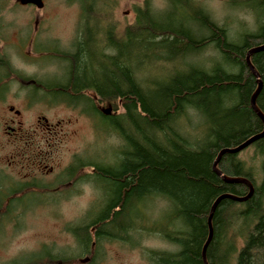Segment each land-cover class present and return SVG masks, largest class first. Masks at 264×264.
<instances>
[{
    "label": "trees",
    "instance_id": "trees-1",
    "mask_svg": "<svg viewBox=\"0 0 264 264\" xmlns=\"http://www.w3.org/2000/svg\"><path fill=\"white\" fill-rule=\"evenodd\" d=\"M166 1L163 14L154 13L150 0L135 7L133 24L117 36L113 26H104L103 12H92L102 0H81L85 30L67 57L62 85L78 95L84 113L117 134L122 147L115 166L90 164L103 206L94 220L68 231L82 248L78 255L95 229L96 239L137 247L135 238L154 236L172 247L146 251L151 264H264V137L253 144L262 158L258 183L236 156L220 158L216 169L227 179H246L253 192L242 203H218L202 257L215 200L248 194L244 184L224 183L212 166L220 151L263 132L250 99L260 83L255 104L264 116V51L250 57L259 81L245 57L264 45V0L247 6L256 16V31L237 41L197 0ZM91 22L94 30L88 28ZM208 50L211 55L200 58ZM156 66L168 69L154 74ZM93 100L110 107L112 115L105 118ZM2 201L0 220L21 205L10 201L3 209ZM58 261L66 256L43 248L27 264Z\"/></svg>",
    "mask_w": 264,
    "mask_h": 264
},
{
    "label": "rangeland",
    "instance_id": "rangeland-1",
    "mask_svg": "<svg viewBox=\"0 0 264 264\" xmlns=\"http://www.w3.org/2000/svg\"><path fill=\"white\" fill-rule=\"evenodd\" d=\"M144 1L102 0L97 7L92 8V12L96 14L94 9L103 12L105 16L102 14L101 16L104 26H113L114 32L119 36L126 27L133 24L134 8L142 6ZM197 1L218 25L227 30L232 40L237 41L238 36L253 34L256 31V16L251 9L247 8V6H253L255 0ZM150 4L156 14H163L168 9L166 0H150ZM83 5L81 0H44V7L37 9L16 6L15 0H0V55L10 64L14 73L28 81L26 84L29 85L33 81L46 85L64 83L67 57H60L50 51L51 47L56 44L57 50L63 54L71 52L72 45L77 42L82 30H85V24L82 22ZM180 13L183 14V10ZM104 18H107V21ZM164 20L170 23L169 16ZM95 27L96 25L91 22L90 29L94 30ZM46 52L51 53L52 57L48 53L43 54ZM210 55L211 51L208 50L200 58L204 59ZM167 69V67L157 68L156 66L154 74ZM8 85L10 93L8 95L7 92L3 93L7 98L0 102V116H4L5 107L9 103L16 108L21 106L12 97L18 94L19 84L9 82ZM94 105L101 110H111L110 107L100 102L95 101ZM57 113L64 120L66 117L69 119L73 117L70 125H67L65 123L67 120H65L62 130L64 133L75 132V135L70 138L65 137L63 143L57 147L56 159H61L62 166L68 162L71 154L76 155V158H81L83 163L110 162L111 165L116 162L122 141L115 132H109L107 127L102 126L100 120L84 113L82 106H78L77 114L63 109ZM30 118L31 113L25 115V128L31 126ZM74 120L77 122L75 123ZM188 130L192 131L190 128ZM9 149L6 136L3 138L0 133V157L5 156L1 162L3 163L1 169L4 170L1 174L6 177L10 187L23 188L24 176L29 172L34 175L28 179L30 185L49 183L42 177L43 173L37 172L33 167L24 170H21L20 166L15 169L9 168L4 162ZM237 159L242 161L246 168L252 169L253 177L258 183L261 177L259 165L262 158L255 155L254 148L238 154ZM46 164L50 165L52 162L48 161ZM90 172L89 168H85L79 176ZM1 183L0 181V185ZM6 187L7 184L0 186V189L6 191L9 188ZM26 191L33 196L27 195L23 204L12 209L14 218L10 216L0 220V264H9L11 261L27 264L32 259V255L39 254L43 248L50 250L52 256L58 253L66 256L65 262L47 264H151L146 258V251L172 250V247L155 239L154 236H144L135 238L140 240L137 247L126 245L115 239H106L90 248L91 254L78 255L77 243L68 230L83 225L89 219L99 215L103 206L101 199L104 198L101 189L90 182L82 181L78 183L76 196L69 200L56 198L59 201L47 197L50 195L39 197L40 191L38 190ZM8 203L4 198L1 202L2 208L4 209ZM85 258H90V262H79Z\"/></svg>",
    "mask_w": 264,
    "mask_h": 264
},
{
    "label": "flooded vegetation",
    "instance_id": "flooded-vegetation-1",
    "mask_svg": "<svg viewBox=\"0 0 264 264\" xmlns=\"http://www.w3.org/2000/svg\"><path fill=\"white\" fill-rule=\"evenodd\" d=\"M42 3L44 7V0H42ZM16 6L21 8H35L32 5L22 6L18 3H16ZM71 48L70 53L65 52L63 54L61 51L57 50L55 44L51 47L52 50L50 52L58 56L60 55V57H68L70 54L74 53L75 44L72 45ZM47 53L49 55L51 54L49 52L43 54L47 55ZM38 54H40V52H38ZM1 56L2 55H0V102H3L4 99L7 98L4 97L3 93L7 92V95L10 93V86L8 83L12 82L18 83L20 86L18 94H14L12 97L21 104L19 108H16L9 103L5 107L4 116H0V121L3 123L0 122V133L3 138L6 136L7 146H10L9 153L4 162H6L9 168L12 167L13 169L18 166H20L21 170L33 167L37 172H42V177L48 180L49 183L43 185H30V180L28 179L32 178L34 175L29 172L31 175L28 173L24 176V181L22 182L23 188L10 187L5 179L6 177L1 174L4 172V170L1 169V167L3 168V163L1 162L3 161V157H5L2 156L0 157V181L2 182L0 186L7 184L9 188L6 191L0 189V198L2 200L6 198L7 202L16 201L23 204L27 195L33 196L26 193V190H38V192L40 191L39 197H41V195H50L47 197L54 201L72 199L77 195L79 182H90L95 185V178L93 176L95 167L94 165H90L94 163H83L81 158H76V155L71 154L68 162L62 166L60 163L61 159H56L55 154L57 147L63 143L65 137L70 138L75 135L73 131L64 133L62 130V125L65 120H67L65 123L70 125L73 117L70 119L66 117L64 120L60 118L61 116L57 115V112L63 109L77 114L79 106L78 99L75 95L68 93V91H66V86L63 85L39 84L36 81H33L29 85L26 84L28 81H25L18 74L14 73L10 64ZM21 83L26 85H22ZM95 101L96 100H93L94 103ZM29 113H31L29 123L31 126L25 128V115ZM108 116H111V113L106 115L105 118ZM74 122L76 123L77 120H74ZM48 161H51L52 164H46ZM85 168H89L91 172L79 176V173ZM17 173L20 175V171ZM56 198H59V200H56ZM3 217L14 218V214L10 212ZM74 228L76 229L77 227ZM94 231L95 229L91 231V244L87 250L82 251L84 254H91L89 249L96 246V244L102 240H111L109 238L96 239ZM70 234L73 236L72 233ZM73 238L78 248L82 250L78 240L74 236ZM15 262L16 261H11L9 264H15ZM79 262L88 263L90 262V258L79 260Z\"/></svg>",
    "mask_w": 264,
    "mask_h": 264
},
{
    "label": "water",
    "instance_id": "water-1",
    "mask_svg": "<svg viewBox=\"0 0 264 264\" xmlns=\"http://www.w3.org/2000/svg\"><path fill=\"white\" fill-rule=\"evenodd\" d=\"M15 2L20 4V5H22V6L32 5V6H34L37 9H41L43 7L42 0H15ZM262 51H264V45L250 49L247 52L246 57H245L246 64H247L248 68L250 69V71L252 72L253 76L256 78L257 81H259V77L254 72V70H253V68H252V66L250 64V57L253 54H256V53H259V52H262ZM260 87H261L260 83H258V88H257L256 92L252 95L251 99H250V107H251L252 111L254 112V114L262 121V123H263V132L261 134H258L256 136L251 137L250 139H248L247 141H245L244 143H242L241 145H239V146H237L235 148L224 149V150L220 151L218 156H217V159H216L215 163L212 166V169H213L214 173L224 183H228V184H244L245 186L248 187L249 193H248L247 196H245L243 198H238V197H235V196H232V195H229V194H224V195L220 196L219 198H217L215 200V202L213 203V205H212V207L210 209V214H209V218H208L209 235H208V239H207L206 244L204 245V248H203V251H202L203 259L205 258L204 257L205 249H206V247H207V245L210 242L211 237H212L211 218H212V215H213L214 210H215L216 206L218 205V203L221 200H223V199H228V200H231L233 202L242 203V202L247 201L251 197L252 192H253L252 186L250 185V183L248 181L242 180V179L228 180V179L225 178V176L219 170L216 169V166H217L220 158L223 155H225V154L236 155L240 151H242L243 149L247 148L248 146L254 144L255 142H257L258 140H260L261 138L264 137V116L256 108V104H255L256 97H257V95H258V93L260 91ZM103 113H104V115H109L111 113V110L110 109L104 110Z\"/></svg>",
    "mask_w": 264,
    "mask_h": 264
},
{
    "label": "bare ground",
    "instance_id": "bare-ground-1",
    "mask_svg": "<svg viewBox=\"0 0 264 264\" xmlns=\"http://www.w3.org/2000/svg\"><path fill=\"white\" fill-rule=\"evenodd\" d=\"M89 27H90V24H88V28H89ZM248 51H249V50H248ZM248 51H247V52H248ZM246 54H247V53H246ZM245 62H246V61H245ZM65 63H66V65H67V66H66V69H67V67H68V63H67V61H66ZM246 65H247V64H246ZM249 70H250V69H249ZM66 74H67V70H66L65 75H64L65 79H66V76H67ZM66 91H67V90H66ZM75 96L77 97V99L79 98L77 94H76ZM96 102H98V101L96 100ZM256 108H257V107H256ZM257 109H258V108H257ZM98 110H99V112H100L104 117L106 116V115H104V113H103L104 110H101V108H99ZM258 110H259V109H258ZM259 111H260V110H259ZM111 115H112V112H111ZM262 115H263V114H262ZM249 139H250V138H249ZM246 141H247V140H246ZM243 143H244V142H243ZM255 143H256V142H255ZM255 143H254V144H255ZM236 147H237V146H236ZM234 148H235V147H234ZM249 148H253V144L250 145V146H248L247 148L243 149V150L240 151L238 154L244 152L245 150H247V149H249ZM231 149H232V148H231ZM120 152H121V151L118 150V153H119V154H120ZM238 154H236V155H234V156H236V158H237V155H238ZM117 160H118V159H117ZM117 160H116V162H117ZM116 162H113V164H111V165H110V162H108V163H101V165H102V166H105V167H113V166H115ZM214 163H215V162H214ZM217 170H218V169H217ZM223 175H224V174H223ZM225 178H226V177H225ZM226 179H227V178H226ZM234 179H241V178H234ZM228 180H233V179H228ZM242 180H246V179H242ZM246 181H247V180H246ZM249 183H250V182H249ZM250 185H251V184H250ZM95 186H96V185H95ZM251 186H252V185H251ZM246 187H247V186H246ZM247 188H248V187H247ZM252 189H253V187H252ZM248 193H249V189H248ZM229 195H230V194H229ZM247 195H248V194H247ZM247 195H246V196H247ZM232 196H233V195H232ZM236 203H237V202H236ZM134 220H136V223H137V224L140 223V222L138 221V218L134 217ZM81 225H82V224H81ZM81 225H80V226H81ZM208 228H209V226H208Z\"/></svg>",
    "mask_w": 264,
    "mask_h": 264
}]
</instances>
